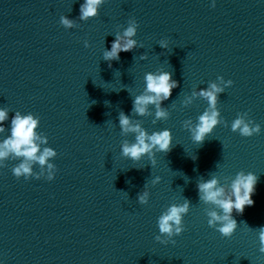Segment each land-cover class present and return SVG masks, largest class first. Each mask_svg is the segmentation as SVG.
Listing matches in <instances>:
<instances>
[{
  "label": "water",
  "instance_id": "obj_1",
  "mask_svg": "<svg viewBox=\"0 0 264 264\" xmlns=\"http://www.w3.org/2000/svg\"><path fill=\"white\" fill-rule=\"evenodd\" d=\"M212 3L158 0L137 20L134 38L143 48L121 52L111 68L101 55L38 116L58 170L49 182L17 180L11 168L19 161L0 168V264H264L257 232L248 230L264 226V0ZM161 39L169 41L167 50ZM158 69L178 82L162 105L170 118L153 124L154 115L133 117L149 133L172 132L171 152L158 153L151 168L146 156L140 162L121 156L122 141L134 136L120 134L118 113L131 115L144 74ZM218 76L233 81L218 103L228 127L221 123L199 145L182 125L208 104L181 102ZM242 112L261 125L259 135L231 131ZM241 170L259 177L254 204L233 213L239 226L227 239L208 226L196 183L213 172L223 184ZM156 176L148 205H140L137 193ZM184 198L191 201L186 230L175 245L156 242L158 217Z\"/></svg>",
  "mask_w": 264,
  "mask_h": 264
},
{
  "label": "clouds",
  "instance_id": "obj_2",
  "mask_svg": "<svg viewBox=\"0 0 264 264\" xmlns=\"http://www.w3.org/2000/svg\"><path fill=\"white\" fill-rule=\"evenodd\" d=\"M105 3L106 0H83V3L80 4V14L76 19L62 15L59 23L66 30L77 28L79 26L77 19L87 22L89 19L96 18ZM211 6L215 7V0ZM138 28L139 24L135 18L128 20L127 27L122 25L118 27L110 50L105 48L102 54V59L108 62L109 68L112 67V61L120 60L121 52H131L134 49L143 48V44L134 38ZM83 43L85 48L90 47L87 39ZM158 45L167 50L169 41L161 39L158 41ZM139 58L146 60L148 56L143 53ZM143 79L145 87L142 93L134 98L131 96L133 98L131 115H126L123 110L118 113L120 134L124 137L134 136L133 142L128 139L122 141L121 156L133 162H140L146 156L152 168L157 164L158 153L171 152L173 147L172 132L165 128L149 133L143 127V122L133 117L154 115L153 124L168 120L170 112L167 107L162 105L171 97L173 89L178 87V82L172 78V72L163 69L147 72ZM232 84V80L225 81L222 76H218L217 80L209 82L206 88L193 89L191 94L186 95L181 102L182 107L192 105L197 99H203L208 104V107L197 117L195 122L191 119L183 121L182 126L190 133L194 143L202 145L221 123L228 127V122L221 117L218 103L220 94L224 93L225 89ZM107 103L109 102L105 101V104ZM9 113L7 108H0V134L5 133L10 127V135L0 140V168L7 167L6 161H19L11 168V172L17 180L43 178L49 182L53 181L58 169L50 161L57 157V152L52 147L46 146L48 145L47 136L38 131L39 117L32 113L21 114L16 111L10 119ZM9 119L10 126H6ZM231 131L238 132L242 137H252L261 133V125L250 119L247 112H242L237 113V118L231 122ZM36 165L39 166V171H34ZM209 174L211 178L205 179L204 176H201L196 183L199 202L206 206L204 213L208 226L219 232L223 238L231 239L239 226L233 213L242 215L246 206L254 204L252 196L259 177L252 172L245 173L241 170L234 178L224 177L222 184L219 176L213 172ZM160 180L161 177L156 176L150 181V185L144 184L143 190L137 193L136 198L140 205H148L151 195L150 188L159 184ZM190 207L191 201L187 198H184L182 203H172L167 206L157 219L159 234L155 236V241L165 246L175 245L174 237L182 235L186 230L184 217L190 212ZM248 230L257 232L258 251L264 254V226L256 229L248 227Z\"/></svg>",
  "mask_w": 264,
  "mask_h": 264
}]
</instances>
